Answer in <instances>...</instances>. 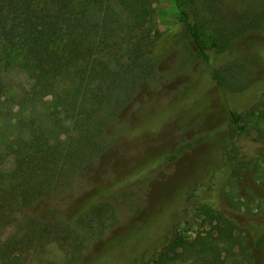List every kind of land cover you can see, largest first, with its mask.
<instances>
[{"label": "trees", "instance_id": "obj_1", "mask_svg": "<svg viewBox=\"0 0 264 264\" xmlns=\"http://www.w3.org/2000/svg\"><path fill=\"white\" fill-rule=\"evenodd\" d=\"M173 2L187 37L207 57L195 0ZM149 3L0 0V128L8 130L0 132V264H24L28 244L45 237L71 254L68 263L86 264L80 247L95 230L115 224V214L97 197L73 211L79 232L69 221L58 225L39 210L44 197L72 188L86 165L114 142L109 123L117 121L119 109L149 74L146 59L153 40L142 27ZM12 72L24 73L28 87L13 89ZM213 78L223 86L217 72ZM34 93L43 100V117L35 114L41 100ZM229 119L233 131L245 130L240 112L230 110ZM261 148L254 152L264 154ZM185 204L161 241L131 264H264V215L258 209L205 199ZM201 216L212 230L185 240L180 229Z\"/></svg>", "mask_w": 264, "mask_h": 264}, {"label": "rangeland", "instance_id": "obj_2", "mask_svg": "<svg viewBox=\"0 0 264 264\" xmlns=\"http://www.w3.org/2000/svg\"><path fill=\"white\" fill-rule=\"evenodd\" d=\"M149 7L142 25L153 40L149 74L109 123L114 142L72 188L41 200V215L58 225L69 221L77 232L80 223L71 216L80 202L100 198L115 214V224L95 230L80 247L86 264H131L161 241L186 200L248 205L264 215V154L254 152L264 147V0H195L207 57L187 37L173 0H150ZM9 85L27 88L26 75L10 73ZM237 86L246 88L234 92ZM230 110L241 113L244 131H233ZM43 113L41 100L35 114ZM203 217L180 229L185 240L212 230ZM28 245L24 264H79L68 263L71 254L48 237Z\"/></svg>", "mask_w": 264, "mask_h": 264}]
</instances>
